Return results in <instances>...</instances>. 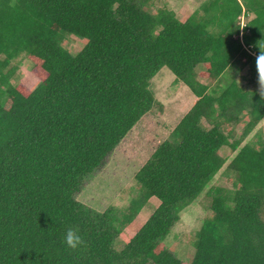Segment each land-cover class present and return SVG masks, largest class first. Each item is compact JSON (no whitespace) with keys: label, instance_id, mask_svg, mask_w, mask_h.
Masks as SVG:
<instances>
[{"label":"trees","instance_id":"obj_1","mask_svg":"<svg viewBox=\"0 0 264 264\" xmlns=\"http://www.w3.org/2000/svg\"><path fill=\"white\" fill-rule=\"evenodd\" d=\"M152 5L0 0V264H185L163 243L225 166L224 146L239 150L226 167L235 181L207 191L211 215L190 264H264V135L240 147L264 119V0H205L185 21ZM69 36L86 41L76 54L63 45ZM21 56L40 78L29 92L11 82ZM244 58L260 89L227 75ZM200 65L213 86L199 81ZM164 67L198 100L137 172L139 197L124 212L78 201L141 119L162 110L151 82ZM242 114L236 138L231 121ZM153 196L160 204L119 250ZM68 228L83 237L76 249Z\"/></svg>","mask_w":264,"mask_h":264},{"label":"rangeland","instance_id":"obj_2","mask_svg":"<svg viewBox=\"0 0 264 264\" xmlns=\"http://www.w3.org/2000/svg\"><path fill=\"white\" fill-rule=\"evenodd\" d=\"M204 1L153 0L151 11L156 12L160 8L172 10L178 19L184 21ZM253 17V14L250 17L241 16L240 24L242 25L244 23L246 25L247 21ZM85 44V40L75 36H69L63 42L64 47L73 54L78 53ZM246 61L244 58L241 62L235 64L234 70H238L239 75H243L246 78L245 80H241L240 83L243 85V88L249 90L260 89L262 87L261 83L248 82L249 80L247 79L250 78V62ZM245 62V66L241 68V65ZM12 66L16 68L15 74L11 79L14 86L21 87L25 92H29L36 87L40 78L35 72L34 63L28 57L21 56L17 58L11 63ZM206 70V65H200L197 68L199 81L214 85L215 82L213 83L209 79ZM174 78V73L166 67L155 76L151 82V90L157 101L163 105L162 110L157 106L152 112L141 119L108 157L105 165L85 182L83 189L76 195L78 201L83 202L99 212H104L111 208H116L124 212L128 209L130 201L133 198L136 199L139 197L140 189L135 181L137 169L143 165L144 160L152 152L154 153V150L164 140L169 138L172 129L177 125L180 118L193 105L191 99L188 101L186 90H183L184 87L181 88L179 82L176 83L173 80ZM181 85L183 86L185 84ZM234 113H237L236 109ZM242 117L243 114L239 118L231 121L234 123L235 129L233 131L236 138H239L243 133L244 123H238ZM259 131L264 135V119L244 139L240 147L255 140L256 137L254 136ZM238 151L232 150L229 146H224L221 149L220 153L226 159L225 166L208 184L200 197L183 210L180 221L176 223L163 243L168 250L185 264H190L193 260L196 251L195 242L197 233L205 219L211 215L209 209L211 198L206 193L212 186L225 188H231L233 186L236 175L233 172H227L226 167ZM152 198H155V201H149L148 204L142 207L138 215L139 219L136 218L120 235L116 242V247L119 250L124 248L160 204V201H156L158 199L157 197L153 196L150 199Z\"/></svg>","mask_w":264,"mask_h":264},{"label":"crops","instance_id":"obj_3","mask_svg":"<svg viewBox=\"0 0 264 264\" xmlns=\"http://www.w3.org/2000/svg\"><path fill=\"white\" fill-rule=\"evenodd\" d=\"M201 5H202V4H201ZM201 5H198V8L194 9L193 12H192V14L195 13V12H200V13H201ZM171 11H172V10H171ZM192 14H191V15H192ZM182 21H183V20H182ZM184 21H185V20H184ZM241 36H242V35H241ZM164 68H165V67H164ZM166 68H167V67H166ZM162 69H163V68H162ZM162 69H161V70H162ZM161 70H160V71H161ZM235 72H236V73H235ZM234 74H238V77H243V75H239V71H238V70H234V68H233V70H230V71L228 72L227 75L230 76V75H234ZM154 78H155V77H154ZM154 78H153V79H154ZM172 78H173V77H172ZM172 78H171V79H172ZM173 80H174L176 83H178V81H177V79H176V76H175V78H174ZM152 81H153V80H152ZM201 82H202V81H201ZM181 84H184V83L179 82V86H180L181 88L184 87L183 90H184V89L186 90L187 97H188V101L191 99V101H192V103H193V105H192V107H193L194 104L197 102L198 97H196V96L192 93V91H191L187 86H185V85L182 86ZM210 86H211V85H210ZM181 88H180V89H181ZM192 107H191V108H192ZM191 108H190V109H191ZM188 112H189V111H187V113H188ZM187 113H186V114H187ZM186 114H184V115L180 118V120L178 121L177 125L179 124V122L181 121V119H182ZM177 125H176V126H177ZM176 126H175V127H176ZM175 127L172 129V131L175 129ZM171 133H172V132H171ZM126 137H127V136H126ZM126 137H125V138H126ZM125 138H124V139H125ZM164 141H165V140H164ZM155 150H156V149H155ZM155 150H154V151H155ZM152 153H153V152H152ZM152 153H151V155H152ZM151 155H149V156L144 160L143 165L149 160V158L151 157ZM143 165H142L140 168L137 169V171H136V173H135V176H136L137 172L143 167ZM135 179H136V178H135ZM135 181H136V180H135ZM136 184H138L137 181H136ZM149 201H155V198H152V199H150ZM156 201H160V200H159V199H156ZM137 219H139V217H137Z\"/></svg>","mask_w":264,"mask_h":264},{"label":"clouds","instance_id":"obj_4","mask_svg":"<svg viewBox=\"0 0 264 264\" xmlns=\"http://www.w3.org/2000/svg\"><path fill=\"white\" fill-rule=\"evenodd\" d=\"M64 242L69 248L76 249L84 243V240L77 229L68 228L64 234Z\"/></svg>","mask_w":264,"mask_h":264},{"label":"built area","instance_id":"obj_5","mask_svg":"<svg viewBox=\"0 0 264 264\" xmlns=\"http://www.w3.org/2000/svg\"><path fill=\"white\" fill-rule=\"evenodd\" d=\"M243 27H245L244 23H242V29H243Z\"/></svg>","mask_w":264,"mask_h":264}]
</instances>
